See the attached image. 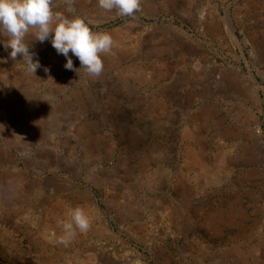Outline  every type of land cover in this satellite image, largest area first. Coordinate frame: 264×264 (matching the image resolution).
<instances>
[{"label": "rangeland", "instance_id": "374dc122", "mask_svg": "<svg viewBox=\"0 0 264 264\" xmlns=\"http://www.w3.org/2000/svg\"><path fill=\"white\" fill-rule=\"evenodd\" d=\"M71 7L113 37L98 77L0 34V264H264V0Z\"/></svg>", "mask_w": 264, "mask_h": 264}, {"label": "clouds", "instance_id": "9594fccd", "mask_svg": "<svg viewBox=\"0 0 264 264\" xmlns=\"http://www.w3.org/2000/svg\"><path fill=\"white\" fill-rule=\"evenodd\" d=\"M69 5L74 0H65ZM142 0H98V6L106 12L115 11L120 17H135L141 11ZM54 0H0V34L7 37L4 47L10 48V57L15 60L22 55L28 73H36L39 61H33L29 43L25 37L34 31L35 40L44 42L52 36V46L59 54L67 57L65 68L73 70V60L69 52L75 55L86 74L98 77L104 68L103 56L109 54L114 46L110 33L93 31L90 22L81 16H69L54 12ZM79 71V69H76ZM91 217L81 206L70 209L67 219L58 221L62 234L56 243L67 246L77 233H87L91 227ZM55 235V234H53Z\"/></svg>", "mask_w": 264, "mask_h": 264}, {"label": "bare ground", "instance_id": "6f19581e", "mask_svg": "<svg viewBox=\"0 0 264 264\" xmlns=\"http://www.w3.org/2000/svg\"><path fill=\"white\" fill-rule=\"evenodd\" d=\"M232 33H233V32H232ZM237 77H238V76H237ZM240 78H241V76H240ZM254 79H256L255 76H251V80H250V81H251L252 83H254ZM237 82H238V81H237ZM241 83H242V82H241ZM254 85H255V84H254ZM246 92H247V91H246Z\"/></svg>", "mask_w": 264, "mask_h": 264}]
</instances>
